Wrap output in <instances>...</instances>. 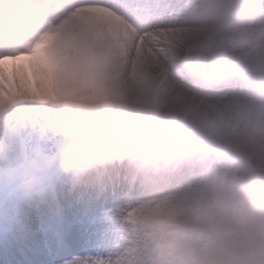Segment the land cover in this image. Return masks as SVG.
<instances>
[{
	"label": "clouds",
	"instance_id": "9594fccd",
	"mask_svg": "<svg viewBox=\"0 0 264 264\" xmlns=\"http://www.w3.org/2000/svg\"><path fill=\"white\" fill-rule=\"evenodd\" d=\"M186 3L197 36L147 59L135 79L130 44L122 51L102 16L52 15L60 0L0 9V49L30 53L33 103L56 141L17 172L16 190L43 194L54 168L72 193L139 194L115 208L101 264H264V0H233L225 18L208 0ZM99 80L119 95L95 99Z\"/></svg>",
	"mask_w": 264,
	"mask_h": 264
},
{
	"label": "snow or ice",
	"instance_id": "6c2138e0",
	"mask_svg": "<svg viewBox=\"0 0 264 264\" xmlns=\"http://www.w3.org/2000/svg\"><path fill=\"white\" fill-rule=\"evenodd\" d=\"M10 2L0 0V9ZM232 6L233 0H208V10L219 18H225ZM65 8L73 16L82 13L102 16L120 42L121 50L130 44L131 55L125 51L124 61L134 79L147 59L159 58L180 39L192 40L200 30V21L186 11V0H60L49 11L58 15ZM58 26L53 20L52 28ZM29 56V52L0 49V139L7 138L9 160L7 166L0 163V234L23 257L22 264H101L117 238V224L112 215L115 208L139 194L122 190L104 195L72 193L54 168L45 173L43 194L26 196L16 190L17 172L29 161L51 156L56 143L55 137L43 127L44 114L33 103L32 94L38 88L35 76L23 64L6 63ZM94 83L98 88L94 98L101 102L120 93L118 87L103 80ZM217 99L226 98L220 95ZM64 203L89 216V223L98 226L79 248L66 243L57 227ZM37 226L45 237L43 243L36 239Z\"/></svg>",
	"mask_w": 264,
	"mask_h": 264
},
{
	"label": "rangeland",
	"instance_id": "374dc122",
	"mask_svg": "<svg viewBox=\"0 0 264 264\" xmlns=\"http://www.w3.org/2000/svg\"><path fill=\"white\" fill-rule=\"evenodd\" d=\"M23 60L28 64V57H24ZM89 220V216L81 215L75 208H70L67 203H64L62 218L57 227L63 233L66 243L79 248L87 242L92 230L95 231L96 227H98L91 225ZM36 239L40 243H43L45 239L43 232L39 230L38 226ZM8 240L11 241V236L8 237ZM85 255L90 256L91 253H85ZM0 256V264H17V261L22 264L23 261V257L19 252L10 243H5V238L2 234H0ZM104 258L106 259L107 257L105 256Z\"/></svg>",
	"mask_w": 264,
	"mask_h": 264
},
{
	"label": "bare ground",
	"instance_id": "6f19581e",
	"mask_svg": "<svg viewBox=\"0 0 264 264\" xmlns=\"http://www.w3.org/2000/svg\"><path fill=\"white\" fill-rule=\"evenodd\" d=\"M24 58V57H23ZM23 58L22 59H19V60H16V61H8V62H6L7 64H16V65H21V64H23V65H27L24 61L25 60H23ZM11 245V244H10Z\"/></svg>",
	"mask_w": 264,
	"mask_h": 264
}]
</instances>
